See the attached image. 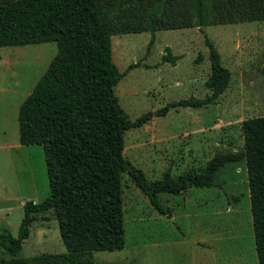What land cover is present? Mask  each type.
<instances>
[{
    "label": "rangeland",
    "instance_id": "374dc122",
    "mask_svg": "<svg viewBox=\"0 0 264 264\" xmlns=\"http://www.w3.org/2000/svg\"><path fill=\"white\" fill-rule=\"evenodd\" d=\"M112 59L122 77L115 94L131 120L152 118L124 133L123 155L149 180L201 170L220 152L242 149L241 122L264 115V20L114 34ZM208 42L230 71L227 88L212 103L156 111L171 102L210 93ZM175 65L162 60L166 48ZM57 52L54 42L0 47V90H32ZM19 143V142H18ZM49 195L42 145L0 149V227L17 237L28 200ZM160 213L131 177L122 174L125 245L92 253L105 264H257L245 162L225 163L211 187L181 195L159 193ZM43 253L63 254L52 210L36 216L18 258L27 264ZM60 264H62L60 262Z\"/></svg>",
    "mask_w": 264,
    "mask_h": 264
},
{
    "label": "trees",
    "instance_id": "16d2710c",
    "mask_svg": "<svg viewBox=\"0 0 264 264\" xmlns=\"http://www.w3.org/2000/svg\"><path fill=\"white\" fill-rule=\"evenodd\" d=\"M264 20V0H0V47L54 42L57 52L19 107V141L40 144L49 195L23 205L17 237L0 227V264H27L18 258L36 216L52 210L63 254L36 256L42 264H96L92 253L125 245L122 174L126 172L162 214L159 193L180 194L211 187L228 162H245L257 264H264V115L241 122L243 146L220 152L206 166L176 177L169 171L149 180L123 155L124 133L140 127L152 111L131 120L115 87L122 73L112 59L114 34L203 27ZM210 93L202 100L171 102L156 111L212 103L227 88L230 71L208 42ZM162 60L175 65L166 48ZM105 264V263H97Z\"/></svg>",
    "mask_w": 264,
    "mask_h": 264
},
{
    "label": "crops",
    "instance_id": "0c3cea01",
    "mask_svg": "<svg viewBox=\"0 0 264 264\" xmlns=\"http://www.w3.org/2000/svg\"><path fill=\"white\" fill-rule=\"evenodd\" d=\"M30 92L22 96L17 90H0V149L7 151L22 145L19 141L18 112Z\"/></svg>",
    "mask_w": 264,
    "mask_h": 264
}]
</instances>
